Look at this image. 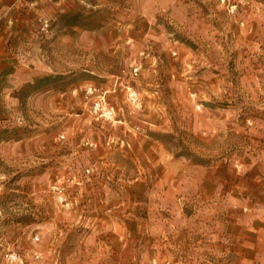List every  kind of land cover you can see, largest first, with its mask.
Masks as SVG:
<instances>
[{
    "label": "rangeland",
    "instance_id": "rangeland-1",
    "mask_svg": "<svg viewBox=\"0 0 264 264\" xmlns=\"http://www.w3.org/2000/svg\"><path fill=\"white\" fill-rule=\"evenodd\" d=\"M252 218L264 0H0V264H250Z\"/></svg>",
    "mask_w": 264,
    "mask_h": 264
},
{
    "label": "crops",
    "instance_id": "crops-1",
    "mask_svg": "<svg viewBox=\"0 0 264 264\" xmlns=\"http://www.w3.org/2000/svg\"><path fill=\"white\" fill-rule=\"evenodd\" d=\"M253 220H252V222L250 223V227H251V230L252 231H254L255 233H257V236H259V237H257L256 238V244L254 243V242H250V244H245V246H247L248 248L247 249H250L252 252H253V256H255V257H257V258H259V259H261L259 262L258 261H253V260H251L249 263L250 264H264V248H263V250H261L260 248H259V245L260 244H262V240H261V237H262V231H263V229L261 228V225H260V223L258 224V220H256V221H254V218H252ZM88 220H86V219H80V220H78V221H76L75 223L77 224V223H80V224H87V223H90V222H87ZM90 221V220H89ZM261 222H262V220H260ZM92 223V222H91ZM99 223H101V224H106V226L108 225V224H112L113 223V221L109 218H103V219H101V221H99ZM255 223V224H254ZM257 224V228H255L254 227V225H256ZM240 240H241V242H242V239H241V237L239 238V242H240ZM260 242V243H259ZM257 245V246H256ZM263 245V244H262ZM241 246H242V244H241ZM255 249H256V251L257 252H255ZM246 262V261H245Z\"/></svg>",
    "mask_w": 264,
    "mask_h": 264
}]
</instances>
